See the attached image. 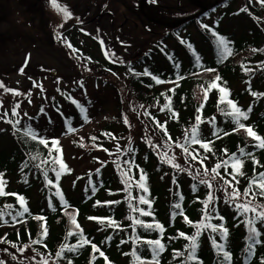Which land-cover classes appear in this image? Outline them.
<instances>
[{"label":"rangeland","instance_id":"1","mask_svg":"<svg viewBox=\"0 0 264 264\" xmlns=\"http://www.w3.org/2000/svg\"><path fill=\"white\" fill-rule=\"evenodd\" d=\"M249 1L259 6L258 0H215V4L219 2L222 5L216 6L217 9L209 12L203 20L190 22L182 29H168L143 20L139 15V0H56L58 5L71 12V17L67 19L51 0H0V34L7 36L0 38V81L23 93L32 92L30 97H13L9 93L0 95L3 100L0 112L8 110L11 115L13 104L19 101L21 121L40 115L39 121L30 124L40 135L50 137L58 135L56 132L60 135L61 128L50 132L46 127V113L54 117L55 110L59 109L68 114L77 106L72 100L78 104L88 102L93 105L89 123H80L74 133L59 138L65 160L73 171L65 176L61 185L77 203L89 194L86 189L90 187L89 176L92 173L97 179L96 170L103 171L105 166L104 173L119 175L127 166H119L120 157L130 155L137 146L141 151V164L147 152H153L162 160L164 153H160L161 146L168 156H175L174 163L185 168L186 158L179 152L175 153L177 147L161 141L162 137L152 127L144 107H140L142 104L134 96L129 80L135 73L128 69L127 64H137L141 69L165 67L178 62L183 64L193 54L211 60L214 55L213 39L224 34L238 40L247 37L252 27L256 26L248 9ZM104 4L106 9L99 7ZM150 4L156 7L154 16L167 22L190 16L198 10L188 0H156L155 3L150 0ZM205 24L210 30L203 27ZM100 40L104 41L103 45ZM68 43L78 52L73 53L67 47ZM3 49L7 50L5 55ZM112 53H115L114 57ZM144 57L148 61L141 63ZM102 60L104 62L100 63ZM22 67L23 74L20 73ZM33 81L42 84L44 91L33 87ZM234 87L241 89L245 84L238 82ZM42 107L43 113L40 111ZM24 113L28 115L24 116ZM125 116L128 117V124L124 123ZM106 117L119 120L114 127L118 142L113 153H106L104 149L93 152L90 136L99 132L98 122ZM17 135L9 123L0 120V153L3 157L12 155ZM149 141L159 147L150 146ZM22 142L20 146H23ZM107 146L113 147V144L108 142ZM129 149L133 150L129 152ZM43 165L39 167L41 170ZM20 176L23 175L12 177V189L32 184L31 205L43 206L40 177L31 174L21 179ZM127 195L125 192L124 197ZM5 248L7 252L3 251ZM13 255L17 259L14 260ZM0 259L6 264H42L44 258L35 257L28 247L21 253L0 244ZM48 264L54 263L48 261Z\"/></svg>","mask_w":264,"mask_h":264},{"label":"trees","instance_id":"2","mask_svg":"<svg viewBox=\"0 0 264 264\" xmlns=\"http://www.w3.org/2000/svg\"><path fill=\"white\" fill-rule=\"evenodd\" d=\"M211 1L212 3L215 2V0ZM208 2H210V0H206V3ZM248 9L251 12L255 21L254 25L256 26L252 27L247 37H241L238 40H228V38H226L229 42V47L232 50V54L229 56L224 55L222 47L219 45L218 41L214 40L212 42L214 55L211 60H206L203 57H200L199 62H197L196 56L192 55L189 60L183 64L182 62H178L168 64L165 67H145L144 69H141L137 64H127L128 69H132L135 73L129 77L133 94L143 105L152 127L160 133L162 142L166 143L167 137L165 133L156 126L153 117L162 124L167 121L168 135L172 137V141L174 142L171 146L177 147L176 143L183 142L184 130L190 128L195 122L194 118L197 114V108L200 107L202 103L204 104L202 115L205 119L215 116L216 126L218 128L229 132L232 131L235 126L231 122V118L225 117L217 107V101L220 95L217 89H212L209 92L207 102L204 103L205 98L200 86L203 85L204 87H207V85L214 80L216 75H219L222 78L219 82L220 85L225 86L230 90L229 98L236 101L238 106L243 110H247L249 107L252 108L248 120L242 122L251 124L254 127V130L259 134L264 135V96L258 95L254 97L249 91V89H251V91L257 93H264V67H261V65H264V51H261L264 50V4L259 2V6L256 7L251 1H249ZM260 23H262V25ZM2 37L5 39L7 36L5 34H0V38ZM253 49H256V51H253ZM6 52V49L2 50L3 55H5ZM143 61L147 62L148 58L144 57L143 60H141V63ZM103 62V60L100 61V63ZM177 65H179V67H177ZM242 65L252 68L254 71L251 73H245ZM207 68L214 69L215 71H205ZM145 69H147L153 76H156L158 79L165 82L156 83L155 80L152 79V76L137 75V73H143ZM178 75L185 78L179 80V87H176L174 83H169V81H175ZM252 81L253 83L251 84ZM238 82H243L245 87L236 89L234 85ZM171 88L176 89L174 94L168 91ZM162 93H166L171 97L172 109L179 114L178 120L171 118V113L168 110L161 111L162 106L166 103L165 97ZM247 102H249L247 105L243 104ZM80 105L87 110L86 113H82L77 106L74 108V111L68 114L61 113L62 115H58V113H55V116L53 117L46 113L47 129L51 130L50 132H53L55 129L60 130L61 128V134L59 135V133L56 132L58 135L55 136L48 137L46 134L41 136L49 140L53 138L59 139L62 137L61 135L74 133L67 132L69 125L76 129L80 123H89L93 105L88 102ZM220 107L225 106L221 105ZM85 115L88 117L87 122L84 119ZM39 117L40 115L28 121H21L20 127L30 124V122L33 123V121H39ZM118 121L119 120L106 117L103 121L98 122L100 129L99 132L95 135L91 134L90 136L98 137L96 141H93L92 139L90 141L92 146L90 148L93 152L104 148L107 150L109 149L108 151H104L106 153L114 152L115 144L118 142L114 127ZM10 127L15 131L11 124ZM212 130V126L209 123L201 125V132L204 138L215 139L212 137ZM15 132L18 135L13 142L14 148L12 149V155L6 158L0 153V172L5 173V178L8 181L5 190L7 192L23 195L26 198L27 206L33 216L43 215L47 218L48 235L43 239V244H33L32 240L38 238L39 233L41 232L40 224L43 222L27 217L26 225L16 224L15 226H12L11 223L5 225L0 222V237H6L8 241L14 242L18 247L25 249V246H27L32 250L35 257H42L54 264H68L69 259L72 260V264H90V261L92 260L91 245H85L75 254L65 252L62 257L56 256V253L59 251L63 243L76 244L78 237H67V232L69 230H75L74 226L71 224L69 216L65 215V209L59 197L54 195V187L47 185L46 180L42 175L41 168L35 167L38 163H40L39 165H43L41 161L49 158L48 149L39 144L38 141H32L30 138L23 137L22 133ZM103 133H111L112 136L117 139L116 143L115 139L103 135ZM22 138L25 139L24 142L21 141ZM20 142H22L23 146L19 145ZM108 142H111L113 147L107 146ZM253 143L254 141L248 138L243 130H240L239 132L225 136L223 139H215V144L213 145L215 155L211 152L205 153L199 145H189L188 147L190 150L196 148L201 155H206L208 157V159L204 161V164L209 169L215 166L218 159L226 158L221 151L222 149L227 148L229 154H231L237 152L238 147H243L245 144L249 146L250 151L256 152L257 158L260 159L262 164H264V150L252 149L250 146ZM94 145H100V147ZM49 147H51V145H49ZM59 147L62 148L60 143ZM177 148L178 149L175 153L179 152L182 156H185L183 150L180 147ZM160 150L161 154L166 152L161 146ZM134 151H132L130 155L127 154L128 156L120 157V160H122L119 163L120 167L126 165L124 163L126 160H134L136 164L137 162L140 163V148L137 146ZM53 155H56L55 151L53 152ZM32 157H36V159L33 160ZM158 158L159 157L153 152H149V154L146 155V162L143 163L142 167L147 174V186L150 192L148 198L154 201L152 208L155 214V219L165 227L164 243L167 245V250L162 254L160 264H183V257L173 259V251H185V245H187L189 241L179 237L178 233L182 231L187 235H192L195 232V228L185 222L181 216H177L174 219L171 218V212L174 211L173 205L180 202L178 194H182L184 200L181 204L184 213L192 222H199L203 216L201 211L203 204L201 201L206 199L208 189L206 186L194 181L192 175L188 172L176 171L171 167L170 163H166ZM62 159L68 169H70L65 160L63 150ZM26 161L28 166L22 170V166ZM190 166L193 174H195V169L197 168H200L201 171L203 170L201 165L196 161L186 160L185 168H189ZM46 167L50 168L51 165H43L42 169H45ZM128 167L129 165L122 169L127 171ZM104 169L106 170L105 166ZM104 169L103 171H100L99 174H97L96 171L98 178L95 179L94 183L97 188L95 193H93L92 189H86V192L89 194L79 200V203L74 202L68 194L67 196L64 195V198L69 205L68 211L75 213L76 210H78L76 219L83 228L84 235L90 239L92 243L97 244L101 251L105 252L109 258L110 264H132V257L124 255V253H130L133 248V243L131 242L130 237H132L134 233L130 226L131 221L128 220L127 217L129 215L138 216L139 213H132L128 208L126 197H124L126 192L124 190L125 184L123 183L121 175L104 173ZM131 171L133 173L130 172L129 175H131L129 177L132 179V196L138 197L139 195H147L132 183L135 179H138L135 176V164L131 165ZM228 171L231 172L232 169L229 168ZM244 171L247 175L245 177H238L240 180L238 187L241 193H243L244 188L247 187V178L250 177L253 172V164L251 161L246 162ZM257 171H264V168H257ZM220 172L223 175L224 169H220ZM72 173V170L66 172L62 174L61 178L69 176ZM31 174L40 177L42 180L43 189L41 190V193L43 195L42 201H44L43 206L39 204L31 205L32 195L30 188L32 184L26 183L20 188L12 189L13 176L17 177L23 175L20 176V178L23 179L26 175L28 177ZM225 178L231 179L230 177ZM49 179H52L55 182V174L51 171H49ZM176 184L179 185V187H177ZM193 184H197V190L195 191L192 188ZM135 189L139 192L135 193ZM215 195L218 197L215 206L218 209V214L223 216L224 220L213 219L210 222L217 224L224 223L225 226L229 228L230 235L227 247L232 252V264H261V260H264V243L257 245L254 254L246 259L247 253L245 249L248 244V232L245 224L240 223V220H243L244 217H240L239 220L234 218L237 215L235 208L228 203H225V194L223 191H217ZM49 196H51L52 207L49 206ZM96 201H121V203L108 206L103 203L101 205H96ZM258 202L264 203V200ZM133 203L135 204L137 201L134 200ZM4 204H13L16 207H19L16 197L14 196L0 197V207ZM139 206L147 209L146 205L141 204ZM53 208L55 210H53ZM88 217H112L120 222L124 231L114 230L111 227L101 225L96 220H89ZM6 219L10 220V217H6ZM140 219L145 222H153V218L148 216H142ZM257 228L262 232L261 239L264 240V224L258 223ZM17 232H19V239L17 238ZM29 233H31V238L29 237ZM135 234L147 239H156L159 236L157 232L149 233L145 229L139 227L136 228ZM108 236L112 237L110 241L106 240V237ZM169 237L177 238L169 240ZM122 239L129 240V242L121 244L120 242ZM217 240H219L218 236ZM1 245L11 248L12 250H17V248L12 247L11 244L8 243H2ZM43 245H46L47 247H44ZM143 248L142 255L150 259L151 256L150 253L147 252V246L145 245ZM185 255H187L186 251ZM198 256L200 260L203 261V264H217V255L211 245L209 232L207 230L202 233L199 239ZM95 257L94 264H105V260L99 256V253H96Z\"/></svg>","mask_w":264,"mask_h":264},{"label":"snow or ice","instance_id":"3","mask_svg":"<svg viewBox=\"0 0 264 264\" xmlns=\"http://www.w3.org/2000/svg\"><path fill=\"white\" fill-rule=\"evenodd\" d=\"M52 4L58 8L59 11H61L65 19L71 17V12L66 7H61L56 3V0H51ZM152 3H155L156 0H151ZM261 4H264V0H259ZM247 9H241V11H246ZM62 26V25H61ZM205 29H209L208 25H203ZM210 30V29H209ZM214 36L217 35L213 31L212 33ZM62 38V37H61ZM218 43L222 47L223 53L225 56H229L232 54V50L229 47V42L226 40L223 36H217ZM100 43L103 45L104 41L100 40ZM67 47L72 50L73 53L78 52L77 49L73 48L71 43L67 44ZM253 51H256V49H253ZM264 51V50H261ZM106 55L108 53L106 52ZM113 57L115 56V53L111 54ZM200 57L196 56V61L199 62ZM27 66V59L25 61V67ZM179 67V65H177ZM261 67H264V65H261ZM243 70L245 73H251L254 70L252 68H248L246 66L242 65ZM205 71L213 72L214 69L207 68ZM24 68L22 67L20 69V73L23 74ZM137 75H148L152 76V79L155 80L156 83H164L165 81H162L158 79L156 76H153L147 69L144 70L143 73H137ZM185 77L179 76L175 81H169V83H174L176 87H179V80L184 79ZM31 79V77H29ZM222 78L219 75H216L214 80L210 82L207 87H204L201 85V89L203 91L204 95V103L207 102V98L209 95V92L212 89H217L219 92V97L217 101V107L219 108L220 112L225 116L231 118V122L234 124V128L231 132L225 131L221 128H218L216 126V117L213 116L209 119H205L203 117V107L204 104L202 103L200 107L197 108V114L195 115V122L192 124L190 128H186L184 130V139L181 143H176L177 147H180L186 157V160H192L199 163L202 167V171L200 168L195 169V174H193L191 166L189 168H183L179 164L174 163L175 156L168 157L167 152L163 154L162 160L166 163H170L172 167L177 169L179 172H188L190 175H192V178L194 181H197L198 184H202L206 186L208 189V193L206 196V199L201 201L203 204V208L201 209L203 216L202 219L199 222H192L187 215L184 213V210L182 208L181 202L184 200V196L182 194L179 195V201L173 205L174 211L171 212V218H175L177 216L183 217L185 222H187L189 225L195 228V232L192 235H187L184 232H179L178 236L184 238L185 240L189 241L187 245H185V251L187 252V255H185V251H173V259L183 257L184 262L183 264H203V261L200 260L198 256V249H199V239L202 235V233L207 230L209 232V239L211 242V245L213 249L215 250V253L217 255V264H232V252L227 247V242L230 235V230L228 227L225 226L224 223H211L213 219H218L223 221L224 217L220 216L218 214V209L216 208V201L218 200V197L215 195L217 191H223L225 194V203H228L230 206H233L235 208V211L237 213L235 219H238L240 217H244L243 220H240V223L245 224L248 232V244L245 249L247 256L251 257L254 254V250L257 245H260L264 243V240L261 239L262 232L257 228V224H264V203L258 202L261 200H264V171H257V168H264V164L261 163L260 159L257 158L255 151H250L249 146L245 144L243 147H238L237 152H233L229 154L228 149L224 148L222 149V153L224 155V159H218V162L215 164L214 167L209 169L205 164L204 161L208 159L206 155H201L200 152L196 148H190L189 145H199L201 149L204 150L205 153H213L215 155V151L213 148V145L215 144V139H223L225 136H229L235 132H239L240 130H243L247 137L252 139L254 143L250 146L252 149L255 150H264V135L259 134L256 130H254V127L251 124L243 123L242 121H247L249 118V113L252 112V108L249 107L247 110H243L240 106H238L237 102L230 97V90L227 89L225 86L220 85V81ZM57 83H59V79L57 80ZM226 84V82H225ZM81 87H83V83L81 82ZM33 87H39L41 92L44 91L42 84H37L35 81H33ZM0 95L9 93L13 97H19V96H27L30 97L32 95L31 90H29L27 93H23L19 91L18 89H12L8 86H6L3 81H0ZM175 88H171L168 91L175 93ZM59 91V89H57ZM250 94L255 96L261 95L264 96V93H257L254 91H251L249 89ZM162 95L165 97L166 103L162 106L161 111L168 110L171 113V118L177 119L179 118V114L175 112L172 109V99L170 96H168L166 93H162ZM55 99V98H53ZM71 99V97H69ZM31 103V100L28 101ZM73 104H76L77 107L80 108V111L82 113H86V109L78 104L77 101L72 100ZM221 105H224L225 107H220ZM21 106V103L17 101L13 104L11 108V115H9L8 110H4L0 112V120L9 123L12 125L15 131L22 133L23 137L30 138L32 141H38L39 144L43 145L45 148L48 149V159L42 160L41 163L44 165H51L50 168H45L42 170V175L44 176L46 183L50 187H55L56 192L54 193L55 196L59 197L64 209H65V215L69 216L71 224L74 226L75 230H69L67 232V237L77 236L78 241L76 244H68L63 243L59 249V251L56 253L57 257H62L65 252L68 253H77L81 248H83L85 245H91L92 248V260L90 261V264H94L95 261V254L99 253V256L102 257L105 260V264H110L109 258L105 254L104 251H101L100 247L92 243L90 239H88L84 235V230L81 227V225L77 222L76 215L78 214V210L76 212H70L68 211L69 205L68 202L65 200L64 195L59 189V180L62 176V174L66 172H70L71 170L68 169L67 165L63 162L62 159V148L59 147V139L53 138L51 140L43 137L38 133L31 124H26L23 127H20L22 117L19 112V108ZM140 107H143L141 105ZM0 109H3V100L0 99ZM59 110V109H57ZM41 113L44 112V108L42 107L40 109ZM24 116H27V113L23 114ZM33 119L32 117H29V120ZM85 121H88L87 115L84 116ZM153 120L158 128H160L166 135L167 141L166 143L171 146L174 142L172 141V137L168 135L167 130V121H165L163 124L160 123V121L155 120L153 117ZM67 123V121H66ZM124 123L128 124L129 120L128 117H124ZM204 123H209L212 126V137L215 139L210 138H204L202 136L201 132V125ZM76 129L71 127L70 125L67 128V132H75ZM103 135H106L112 139H115V137L112 136L111 133H103ZM93 141H96L98 137H91ZM150 146L159 147V145H151V141H149ZM51 145V147H49ZM83 146V145H81ZM96 147H100V145H94ZM55 151L56 155H53V152ZM104 151H108L107 149H104ZM119 151V148L117 149ZM132 150L129 149V152ZM33 160L36 159V157H32ZM247 161H251L253 164V172L250 177L247 178V187L244 188L243 193H241L238 185L240 183V180L238 177H245L247 174L244 171V167ZM126 165H129L127 171L121 170L120 175L123 179V183L125 184V191L128 193L126 197V201L128 204V208L132 213H139L138 216L129 215L127 217L128 220L131 221V227L133 230L134 235L130 237L131 242L133 243V248L130 253H124L126 256L132 257V264H160V258L162 254L167 250V245L164 243V232L165 227L162 223H160L158 220L155 219V214L152 208V205L154 203L153 200L149 199L150 196L149 188L147 186V174L144 172L143 169H139V180L136 181V186L142 190L143 193L147 195H139L138 197L132 196V184H131V178L129 177V173L131 172V165L134 164V160H126L124 162ZM58 165V167H57ZM28 163L27 161L22 166L23 168L27 167ZM35 167L39 168L40 165L37 164ZM135 167L139 168L138 165ZM231 168L232 171L229 172L228 169ZM220 169H224V174L222 175L220 172ZM49 171L53 172L55 174V182L52 179H49ZM97 174H99L100 170L97 169ZM225 177H230L231 179H226ZM25 183L27 180L24 181ZM89 183L92 184L91 179H89ZM175 183V181H174ZM8 185V181L5 178V173L0 172V197H8V196H14L16 197L17 204L19 207H16L13 204H4L2 207H0V222L2 224H9L11 223L12 226H15L16 224H27V217H31L35 219L36 221H41L43 223L40 224L41 232L39 233V236L37 239L32 240L33 244H43V239L47 237L48 235V228H47V218L43 215H35L33 216L29 207L27 206L26 198L23 195H20L18 193H11L7 192L5 189ZM179 187V185H177ZM193 190H197V184L192 185ZM92 191L95 193L97 191L96 186L92 185ZM136 200L137 203H133V201ZM117 205L121 203V201H96V205ZM146 205L147 209L141 208L139 205ZM49 206L52 207L51 203V196H49ZM211 206V207H210ZM53 210H55L53 208ZM215 214V215H214ZM251 214V215H250ZM142 216H148L153 218V222H145L144 220L140 219ZM6 217H10L9 219H6ZM89 220H96L101 225H105L107 227H111L114 230H120L124 231V229L121 227V224L119 221H116L112 217H88ZM143 228L149 233L151 232H157L159 234L158 238L156 239H147L143 238L140 235H136V228ZM215 234V235H213ZM217 236L219 237V240H217ZM29 237L31 238V233H29ZM17 238L19 239V232H17ZM177 237H169V240L176 239ZM112 239L111 236L106 237V240L110 241ZM129 240L122 239L121 244L128 243ZM2 243H8L11 244L12 247L17 248V251L23 253L24 248L18 247L14 242L8 241L6 237H0V244ZM147 246V252L150 253L151 258L148 259L145 256L142 255V252L144 250L143 246ZM44 247H47L46 245H43ZM27 247V246H25ZM4 252H7L8 249H3ZM39 254V253H38ZM12 258L15 260L17 257L15 255L12 256ZM0 264H6V261L3 259H0ZM42 264H48L47 259H43ZM68 264H72V260H68ZM261 264H264V260H261Z\"/></svg>","mask_w":264,"mask_h":264},{"label":"water","instance_id":"4","mask_svg":"<svg viewBox=\"0 0 264 264\" xmlns=\"http://www.w3.org/2000/svg\"><path fill=\"white\" fill-rule=\"evenodd\" d=\"M146 1L147 0H141V2H140V10H141L142 14L145 16V18L148 19L153 24L161 25V26H164L167 28H175V27L181 26L185 23H188V22L194 20L195 18L199 17L201 14H203L207 10V8L204 5H202L201 3H199L198 1L190 0V2L194 6L201 8L202 11L199 14L194 15V16H190V17H187V18L175 21V22H165V21L157 20L154 17L145 13L144 5H145Z\"/></svg>","mask_w":264,"mask_h":264}]
</instances>
